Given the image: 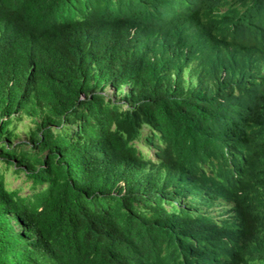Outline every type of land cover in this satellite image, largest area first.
I'll return each mask as SVG.
<instances>
[{"label":"trees","instance_id":"16d2710c","mask_svg":"<svg viewBox=\"0 0 264 264\" xmlns=\"http://www.w3.org/2000/svg\"><path fill=\"white\" fill-rule=\"evenodd\" d=\"M158 1L0 0V264H195L180 168L214 165L222 111L264 112V77L185 43Z\"/></svg>","mask_w":264,"mask_h":264},{"label":"clouds","instance_id":"9594fccd","mask_svg":"<svg viewBox=\"0 0 264 264\" xmlns=\"http://www.w3.org/2000/svg\"><path fill=\"white\" fill-rule=\"evenodd\" d=\"M147 8L149 14L161 13L191 47L203 41L201 54L222 52L226 64L264 77V0H159ZM233 115L222 111L214 121L220 136L209 141L207 152L216 165L205 163L201 174L180 168L188 191L178 203L188 209V236L197 244L187 242L182 255L195 264H264V178H259L264 112H251L243 120ZM157 144L160 150L168 145ZM196 190L202 198H196Z\"/></svg>","mask_w":264,"mask_h":264},{"label":"rangeland","instance_id":"374dc122","mask_svg":"<svg viewBox=\"0 0 264 264\" xmlns=\"http://www.w3.org/2000/svg\"><path fill=\"white\" fill-rule=\"evenodd\" d=\"M196 72V71H195ZM188 74H195L192 73L191 70L188 71ZM196 74H198L196 72ZM196 77L199 75H195ZM33 126V123L28 119V118H24L23 121L19 122L18 126L16 127V132L18 133V138L15 139L14 141L17 143L21 140H26L28 139V134L27 131ZM144 150H146L145 147H142ZM214 164L216 165V161L214 162ZM204 168L202 169H198L196 174H201V172L203 171ZM4 173L6 174V180L8 182V185L10 186V188H16L18 187L19 189L21 187H23V190L21 191L22 193H27L29 191L28 186L26 185L25 179L22 178V175L17 176L13 171H4ZM196 198H202L203 194H201L200 191H194ZM195 203V202H194Z\"/></svg>","mask_w":264,"mask_h":264}]
</instances>
